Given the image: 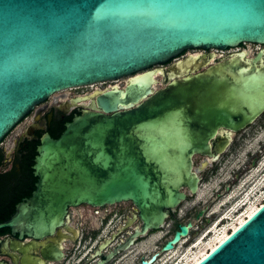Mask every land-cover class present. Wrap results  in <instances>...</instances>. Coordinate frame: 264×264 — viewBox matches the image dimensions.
I'll return each instance as SVG.
<instances>
[{
	"label": "water",
	"instance_id": "95a60500",
	"mask_svg": "<svg viewBox=\"0 0 264 264\" xmlns=\"http://www.w3.org/2000/svg\"><path fill=\"white\" fill-rule=\"evenodd\" d=\"M242 42L264 43V0H0V142L51 95L128 77L86 95L57 138H41L35 189L0 228L38 237L63 223L69 205L120 201L141 221L129 244L162 227L198 192L199 172L264 110V67L235 54L193 73L211 53L153 66L188 48ZM191 226L162 251L176 249ZM196 264H264V202Z\"/></svg>",
	"mask_w": 264,
	"mask_h": 264
},
{
	"label": "flooded vegetation",
	"instance_id": "af4514ba",
	"mask_svg": "<svg viewBox=\"0 0 264 264\" xmlns=\"http://www.w3.org/2000/svg\"><path fill=\"white\" fill-rule=\"evenodd\" d=\"M235 47L236 49L226 54H217L208 49L196 53H211V58L209 63L194 70L193 73L202 72L215 63L232 58L235 54L243 64L255 62L259 67H264V43L242 42ZM229 48L233 47L225 49ZM184 53L185 51L178 56ZM178 56L153 67L169 68L172 63L184 60L188 55L175 59ZM127 79L126 76L122 81L125 86ZM168 81L155 85L154 89L164 87ZM99 83L72 95L63 92L51 95L36 104L3 137L0 142V222L9 217L17 205L30 197L35 189L37 177L33 165L41 138L45 134L57 138L66 124L81 114L79 103L86 95L96 89L105 90L122 84L119 79ZM259 119H264V110L255 121ZM252 123L239 131L249 128ZM189 197L187 196L185 200ZM206 204L186 209L183 217H179L182 211L180 203L175 211L169 212L162 227L136 237L131 244L128 243L130 233L141 224L138 210L131 201L101 206L87 203L69 205L63 223L49 234L38 237L27 233L19 235L9 227H1L0 264H143V261L149 260L152 255H155V258L150 264H159L168 254L162 251V247L175 231L190 222L192 224L188 231L190 233L194 222H200V226H203L209 220L211 214L205 209ZM201 210H204L203 214L196 220V215ZM169 220L171 222H168ZM152 237H156L152 249L139 248ZM125 245L128 246L123 248ZM107 255L111 257L107 258Z\"/></svg>",
	"mask_w": 264,
	"mask_h": 264
},
{
	"label": "rangeland",
	"instance_id": "374dc122",
	"mask_svg": "<svg viewBox=\"0 0 264 264\" xmlns=\"http://www.w3.org/2000/svg\"><path fill=\"white\" fill-rule=\"evenodd\" d=\"M234 49H236V47L229 49L208 48V50L216 52L217 54H226ZM200 52H203L202 48H188L185 50L184 54L175 59H180L186 55ZM125 77L126 76L118 78L119 82L122 83ZM92 85L73 87L58 93L63 92L68 95H72L77 92L85 91ZM193 160L194 165H199L201 156L196 155ZM199 175L201 177L198 189L199 192L181 202L182 211L180 212L179 217H183V212L186 209L201 207L203 203H207L206 208L211 215L209 220L203 226H200V222H194L193 229L189 233L188 242L178 248L176 247L177 249H181V251L188 247L190 243L192 244L194 242L193 239L196 237L198 238L200 234L205 231V228L215 222L220 216L228 215L233 218L239 215L235 213L240 208L235 207L237 203L247 201L248 204L245 205V203L243 204L245 206H242L243 210L246 211L252 205H257L263 202L264 119L256 120L251 124V126H249V128L239 131L236 135H234L230 145L221 154V156L216 161L212 162L211 165H207L204 169H202L199 172ZM226 179H228L227 182H222ZM230 196L235 197L230 199ZM223 203L224 205H222ZM216 208H219V211L211 213ZM168 222H171V220ZM233 222H235L233 219L221 221L213 233L209 234L207 238L203 240L199 248L193 249V251H189L187 253L186 260H188L187 257L189 256L190 258L194 257L202 248H205V250L208 249L210 247V243L217 238L219 232L230 231L229 229L230 226H233ZM196 225L199 227H196ZM156 237L150 238L145 245H142L139 248H146L148 250L152 249Z\"/></svg>",
	"mask_w": 264,
	"mask_h": 264
},
{
	"label": "bare ground",
	"instance_id": "6f19581e",
	"mask_svg": "<svg viewBox=\"0 0 264 264\" xmlns=\"http://www.w3.org/2000/svg\"><path fill=\"white\" fill-rule=\"evenodd\" d=\"M194 55V54H193ZM196 55V53H195ZM215 55V54H214ZM244 186V185H243ZM199 192V191H198ZM235 196H230V199H233ZM229 199V200H230ZM264 202V200H263ZM262 202V203H263ZM246 203V204H245ZM257 204V205H252L250 208H248L246 211L243 210V207H241L239 210H237V213L239 211L237 216L231 218L228 215H222L220 216L215 222H213L211 225H208L205 228V231L200 234V236L197 238H195L196 240H194V242L192 244H189L188 247H186L184 250L181 251V249H177L179 246L183 245V243H181L179 246H177L176 249H173L169 252H167L168 254L165 255L159 262V264H196L200 259H202L210 250H212L219 242H221L231 231H233L234 229H236L241 223H243L247 217H249L250 215H252V213L262 204ZM247 205L248 202H239L235 205L236 208L240 207L241 205ZM224 205V203L222 204ZM221 205V206H222ZM243 205V206H245ZM219 206V207H221ZM219 211V208L214 209L211 213H216ZM226 219H233L235 220V222H233V226H230V231H223V232H219L217 238L210 243V247L208 249L205 250V248H202L200 250V252H198L194 257H187L188 260H186V255L189 251H193V249H197L199 248V246L202 244L203 240L207 238V236L209 234H212L213 231L215 230V228L220 224L221 221H224ZM185 241V240H183ZM187 261V262H186Z\"/></svg>",
	"mask_w": 264,
	"mask_h": 264
},
{
	"label": "built area",
	"instance_id": "2783aa9c",
	"mask_svg": "<svg viewBox=\"0 0 264 264\" xmlns=\"http://www.w3.org/2000/svg\"><path fill=\"white\" fill-rule=\"evenodd\" d=\"M208 214H209V211H208ZM188 238H189V235L187 237L183 238L180 243H183V244L187 243L188 242ZM183 240H185V241H183ZM193 240H195V238Z\"/></svg>",
	"mask_w": 264,
	"mask_h": 264
},
{
	"label": "clouds",
	"instance_id": "9594fccd",
	"mask_svg": "<svg viewBox=\"0 0 264 264\" xmlns=\"http://www.w3.org/2000/svg\"><path fill=\"white\" fill-rule=\"evenodd\" d=\"M228 181V179H226V180H223L222 182H227Z\"/></svg>",
	"mask_w": 264,
	"mask_h": 264
}]
</instances>
